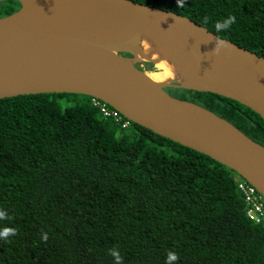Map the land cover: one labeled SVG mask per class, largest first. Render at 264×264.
<instances>
[{
    "label": "trees",
    "instance_id": "16d2710c",
    "mask_svg": "<svg viewBox=\"0 0 264 264\" xmlns=\"http://www.w3.org/2000/svg\"><path fill=\"white\" fill-rule=\"evenodd\" d=\"M134 1L190 17L264 56V0H184L183 7L177 0ZM1 6L8 15L20 4ZM229 16L235 23L217 32L215 24ZM167 90L182 91L181 98L264 144V118L246 105L211 92ZM238 177L147 127H123L89 95L1 98L0 210L7 218L0 230L16 235L0 238V264H115L113 248L123 264H166L168 252L179 256L175 264H264V224L248 218Z\"/></svg>",
    "mask_w": 264,
    "mask_h": 264
},
{
    "label": "water",
    "instance_id": "95a60500",
    "mask_svg": "<svg viewBox=\"0 0 264 264\" xmlns=\"http://www.w3.org/2000/svg\"><path fill=\"white\" fill-rule=\"evenodd\" d=\"M7 0H0V2ZM0 17V99L79 93L132 122L200 151L264 195V144L182 88L236 100L264 118V56L190 17L134 0H15ZM225 45L213 51L215 41ZM151 54L175 75L153 79Z\"/></svg>",
    "mask_w": 264,
    "mask_h": 264
},
{
    "label": "built area",
    "instance_id": "2783aa9c",
    "mask_svg": "<svg viewBox=\"0 0 264 264\" xmlns=\"http://www.w3.org/2000/svg\"><path fill=\"white\" fill-rule=\"evenodd\" d=\"M92 103L99 108L105 117L121 122L123 127L132 125L130 119L124 117L119 111L113 107L111 108L102 100L92 97ZM237 187L245 200L248 218L255 223L264 224V195L253 184L242 177L237 178Z\"/></svg>",
    "mask_w": 264,
    "mask_h": 264
},
{
    "label": "clouds",
    "instance_id": "9594fccd",
    "mask_svg": "<svg viewBox=\"0 0 264 264\" xmlns=\"http://www.w3.org/2000/svg\"><path fill=\"white\" fill-rule=\"evenodd\" d=\"M184 0H177V6L183 7ZM235 23V17L229 16L226 19H222L221 21H218L215 24V29L217 32L221 30H228L232 24ZM225 45V42L222 40L217 39L215 41V48L213 51L218 52L221 47ZM7 218V213L5 211L0 210V219ZM10 235H16V230L13 228L5 227L2 230H0V238H3L5 241H7L8 237ZM47 234L45 233L43 236V239L47 240ZM109 254L114 258L115 264H123L122 256L120 252L113 248L109 250ZM179 260V256L175 252H168L167 258H166V264H175L176 261Z\"/></svg>",
    "mask_w": 264,
    "mask_h": 264
},
{
    "label": "bare ground",
    "instance_id": "6f19581e",
    "mask_svg": "<svg viewBox=\"0 0 264 264\" xmlns=\"http://www.w3.org/2000/svg\"><path fill=\"white\" fill-rule=\"evenodd\" d=\"M144 48L150 55L154 58L157 59V63L155 64V68L153 70L149 71L150 76L157 80V81H162L166 80L170 77H173L175 75V69L174 67L168 62V61H160L158 54L152 55L151 54V46L147 42L143 43Z\"/></svg>",
    "mask_w": 264,
    "mask_h": 264
},
{
    "label": "rangeland",
    "instance_id": "374dc122",
    "mask_svg": "<svg viewBox=\"0 0 264 264\" xmlns=\"http://www.w3.org/2000/svg\"><path fill=\"white\" fill-rule=\"evenodd\" d=\"M3 2H5V1H3ZM3 2H0V17H1V16H4V14H5V13H4L5 10L3 9V6H1V3H3ZM146 66H149V67H151L152 69L155 68V65L152 64V63H149V64L146 63ZM172 89H175V88H172ZM177 90H179V89H177ZM170 91H171V90H170ZM186 93L189 94V95H191V94H190L189 92H187V91H186ZM173 94L176 95V96H179V95L182 94V91H177L176 93L173 92ZM179 97H180V96H179Z\"/></svg>",
    "mask_w": 264,
    "mask_h": 264
}]
</instances>
